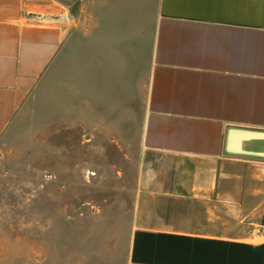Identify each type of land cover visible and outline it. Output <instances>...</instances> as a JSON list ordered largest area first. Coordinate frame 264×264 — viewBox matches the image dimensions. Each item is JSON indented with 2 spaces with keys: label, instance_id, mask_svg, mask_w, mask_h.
Instances as JSON below:
<instances>
[{
  "label": "crops",
  "instance_id": "0c3cea01",
  "mask_svg": "<svg viewBox=\"0 0 264 264\" xmlns=\"http://www.w3.org/2000/svg\"><path fill=\"white\" fill-rule=\"evenodd\" d=\"M117 3L0 0V144L73 36L76 129L137 131L127 264H264V135L227 143L264 131V0Z\"/></svg>",
  "mask_w": 264,
  "mask_h": 264
},
{
  "label": "rangeland",
  "instance_id": "374dc122",
  "mask_svg": "<svg viewBox=\"0 0 264 264\" xmlns=\"http://www.w3.org/2000/svg\"><path fill=\"white\" fill-rule=\"evenodd\" d=\"M74 75L72 36L0 144V264H127L137 131L76 129Z\"/></svg>",
  "mask_w": 264,
  "mask_h": 264
},
{
  "label": "water",
  "instance_id": "95a60500",
  "mask_svg": "<svg viewBox=\"0 0 264 264\" xmlns=\"http://www.w3.org/2000/svg\"><path fill=\"white\" fill-rule=\"evenodd\" d=\"M235 131H246L251 135H257L263 137L264 131H256V130H249V129H239V128H234L230 127L228 128V133H227V143L231 140L232 135L234 134Z\"/></svg>",
  "mask_w": 264,
  "mask_h": 264
},
{
  "label": "built area",
  "instance_id": "2783aa9c",
  "mask_svg": "<svg viewBox=\"0 0 264 264\" xmlns=\"http://www.w3.org/2000/svg\"><path fill=\"white\" fill-rule=\"evenodd\" d=\"M256 234L262 233L264 234V221L259 223L258 225L254 226L253 230Z\"/></svg>",
  "mask_w": 264,
  "mask_h": 264
}]
</instances>
